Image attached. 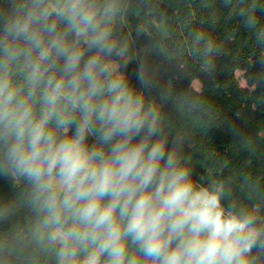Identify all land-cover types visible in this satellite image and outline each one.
Wrapping results in <instances>:
<instances>
[{
    "label": "clouds",
    "instance_id": "obj_1",
    "mask_svg": "<svg viewBox=\"0 0 264 264\" xmlns=\"http://www.w3.org/2000/svg\"><path fill=\"white\" fill-rule=\"evenodd\" d=\"M128 8L0 0V178L20 189L0 218L22 202L29 242L55 264H264L260 203L194 175L146 98L142 61L132 85ZM255 10L240 12L253 29Z\"/></svg>",
    "mask_w": 264,
    "mask_h": 264
},
{
    "label": "trees",
    "instance_id": "obj_2",
    "mask_svg": "<svg viewBox=\"0 0 264 264\" xmlns=\"http://www.w3.org/2000/svg\"><path fill=\"white\" fill-rule=\"evenodd\" d=\"M253 2L255 29L240 14ZM136 15L146 24L143 31L131 26ZM161 24L167 34L159 31ZM262 27L264 0H129L121 36L130 45L132 85L141 87L136 71L142 61L152 81L146 98L158 108L169 138L183 143L194 175L224 180L232 199L258 202L264 215V43L257 39ZM209 41L213 52L205 56ZM236 70L246 87L235 80ZM19 191L0 178V201L13 200ZM30 220L22 202L0 218V264H55L29 242Z\"/></svg>",
    "mask_w": 264,
    "mask_h": 264
},
{
    "label": "rangeland",
    "instance_id": "obj_3",
    "mask_svg": "<svg viewBox=\"0 0 264 264\" xmlns=\"http://www.w3.org/2000/svg\"><path fill=\"white\" fill-rule=\"evenodd\" d=\"M135 21H132V28L134 30H138V31H143L146 27V24L143 22V19L139 16V15H136L135 17ZM159 31L162 32L163 34H167V29H166V25L165 24H161L159 25L158 27ZM234 77H235V80L238 81V83L242 86V87H246V80L243 78V74L242 72L236 70L235 73H234ZM193 87L196 89V90H200L201 89V84L198 80H194L193 82Z\"/></svg>",
    "mask_w": 264,
    "mask_h": 264
}]
</instances>
